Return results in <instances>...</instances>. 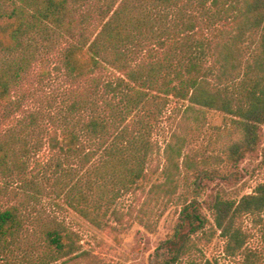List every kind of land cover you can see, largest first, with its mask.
<instances>
[{"label":"trees","instance_id":"trees-1","mask_svg":"<svg viewBox=\"0 0 264 264\" xmlns=\"http://www.w3.org/2000/svg\"><path fill=\"white\" fill-rule=\"evenodd\" d=\"M91 2L0 0V264H110L85 249L80 231L49 205L103 231L134 222L152 229L144 209L134 215L122 204L147 191L154 133L172 103L186 104L184 133L173 134L164 179L147 191L182 202L169 262L221 264L203 257L199 245L218 235L226 257L264 264V252L249 247L255 232L245 225L253 217L264 245V183L239 199L218 192L208 231L197 196L178 195L182 168L197 167L194 157L180 160L188 122L199 125L202 109L229 118L217 127L228 164L259 146L264 0H96L99 21L80 12ZM57 47L71 84L88 81L92 92L69 94L58 114L37 110L12 123L23 111L16 90ZM107 71L112 77L105 79Z\"/></svg>","mask_w":264,"mask_h":264},{"label":"rangeland","instance_id":"rangeland-1","mask_svg":"<svg viewBox=\"0 0 264 264\" xmlns=\"http://www.w3.org/2000/svg\"><path fill=\"white\" fill-rule=\"evenodd\" d=\"M97 4L96 0H92L80 12L92 13L90 17H95V21H99ZM99 4L103 5V2ZM60 49L61 47H57L47 53L44 61L38 60L16 90V99L20 100L23 111L17 113L12 123L16 124L19 117L37 110L42 114H58L59 107H62L64 100L69 99V94L92 92L88 81H83L78 87L71 84L61 67ZM104 76L105 79L112 77L108 71ZM185 105V103H172L164 111L162 120L154 133L157 152L153 160L149 162L151 178L145 185L147 191L153 183L164 179L163 173L169 164V146L174 144L172 143L173 134L183 132L180 123L185 116ZM202 111L199 125H194V120L188 122L192 129H189L184 157L180 160L183 163L185 155L190 158L194 157L197 167L195 169H187V166L182 168L178 195L187 193L189 197L197 196L200 211L209 220L206 226V231H208L213 228L211 205L218 192L239 199L245 194L252 193L260 183H264V124L260 128L261 140L257 150L246 153L238 163L228 164L225 160V143L219 141L221 130L217 127H225L229 123V118L216 111L204 109ZM44 123L49 125L47 117H44ZM40 153L42 158L48 159V154L44 150ZM216 168L220 170L219 175L199 173L201 169L210 172ZM194 190H196L195 193ZM147 191H138L134 196L124 197L122 206H124V211L132 207L134 215L144 209L151 217L154 225L152 229H146L139 222H134L129 228L117 233L110 230L103 231L92 226L71 210L61 211L52 205L48 207L66 217L67 221L83 235L84 248L95 249L98 257L105 263L174 264L169 262V242L174 240L177 234L183 209L182 202L175 196L168 201L160 195H151ZM262 221L264 224V215ZM245 225L255 232L249 247L264 252L261 235L258 228L254 226L253 217H247ZM188 231L189 229L185 228L184 232ZM198 235L200 234L194 235V239H197ZM115 237H118L119 241H116ZM199 245L201 255L205 258L213 260V257H218L221 264H244L240 257L230 258L224 255V240L218 235L201 240Z\"/></svg>","mask_w":264,"mask_h":264}]
</instances>
